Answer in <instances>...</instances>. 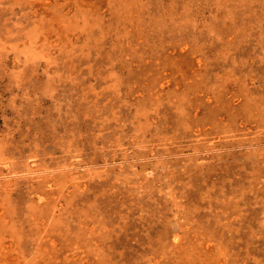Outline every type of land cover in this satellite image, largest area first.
Listing matches in <instances>:
<instances>
[{
    "label": "rangeland",
    "instance_id": "obj_1",
    "mask_svg": "<svg viewBox=\"0 0 264 264\" xmlns=\"http://www.w3.org/2000/svg\"><path fill=\"white\" fill-rule=\"evenodd\" d=\"M0 264H264V0H0Z\"/></svg>",
    "mask_w": 264,
    "mask_h": 264
}]
</instances>
